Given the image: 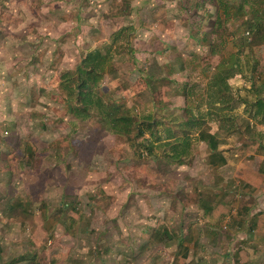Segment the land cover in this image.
<instances>
[{"label":"rangeland","instance_id":"374dc122","mask_svg":"<svg viewBox=\"0 0 264 264\" xmlns=\"http://www.w3.org/2000/svg\"><path fill=\"white\" fill-rule=\"evenodd\" d=\"M263 27L264 0H0V264H240L194 204H254Z\"/></svg>","mask_w":264,"mask_h":264},{"label":"crops","instance_id":"0c3cea01","mask_svg":"<svg viewBox=\"0 0 264 264\" xmlns=\"http://www.w3.org/2000/svg\"><path fill=\"white\" fill-rule=\"evenodd\" d=\"M200 140L205 141L202 140V133ZM215 142L217 144V141ZM204 143H208L207 145L212 153L220 156V158H224L216 151L217 146L212 149L209 145V141H205ZM259 146L260 143L256 140L251 141L249 144L250 154L255 158L252 165L256 167L243 178L244 186H246L244 190H254V204L249 205L250 202H245L241 208L240 206L236 209L229 208L223 202L224 197L228 194V189H223V187L215 189V196H210L207 204H205L204 200L202 201L203 203L198 202L194 204L196 205L195 207L204 211L202 212L203 217L205 216V221L209 224V230H212L211 228L214 226L228 229V239L225 245L227 248H230L232 252L235 251L234 249L236 247V255L240 260V264H264V152L262 153L257 150ZM252 165H248V167ZM247 169H244V172L247 171ZM245 182H247V184ZM216 192H220L221 197L224 196L222 200L216 198ZM212 193H214V190ZM161 208L162 207H159L157 211L159 212ZM212 208L213 212L208 216L207 214ZM233 214L237 217L235 218ZM207 234L212 233L207 231ZM226 261H230V255L227 256Z\"/></svg>","mask_w":264,"mask_h":264},{"label":"trees","instance_id":"16d2710c","mask_svg":"<svg viewBox=\"0 0 264 264\" xmlns=\"http://www.w3.org/2000/svg\"><path fill=\"white\" fill-rule=\"evenodd\" d=\"M261 26H262L261 24L259 26H257V29L260 31H261ZM263 29H264V27H263ZM98 55H99V57L105 58V56H103L99 53H95L93 56H95V58H99V57H97ZM90 61L96 62L94 67L91 70H89L88 72H85L84 69L81 70L80 68H78L76 71V74L78 76L76 79V85L69 83V89H67V90H69V94H70L69 99L73 98V96H74V98H76V100L79 103H82L84 105L83 109H89L91 107V105L93 104L92 91H93L94 85L99 83V81L104 76V72H102L103 65L100 64L99 60H95V59L91 58V60H89V62ZM92 64H94V63H92ZM66 77L70 78L68 76H66ZM220 81H222L221 83H224L222 88L219 87V85L221 83H219V81L216 80V78L213 79V85L215 88V90L213 89V102L214 103H222V104L224 102V103L228 104L229 99H227L228 98L227 92L229 94L230 86L227 83V79H221L220 78ZM255 89H256L255 85H253L251 90H255ZM225 96H226V98H225ZM255 102H257V107L259 109H264V101L262 99L259 98ZM72 111H73V113H76L75 109H72ZM115 122H117L116 126L123 125L124 127H120V130L122 128H124L123 132L125 134H129L128 133V131L130 129L129 126L131 125V121L129 118H126V117H120V119L116 118ZM113 127H115L114 124H113ZM202 140L209 141V143H210L209 145L212 149H214L217 146L215 139H214V135H212V134L208 135V133L204 134V132H202ZM174 148H175L174 149V156L176 158H181L184 154L187 153L186 149L179 151L176 149L177 146ZM212 212H213V208L208 212L207 215L209 216V214ZM40 230H41V228H40ZM42 231H44V230L42 229ZM44 240H45V238H44ZM22 261H23V259L20 258V259L13 261V262L19 263Z\"/></svg>","mask_w":264,"mask_h":264}]
</instances>
